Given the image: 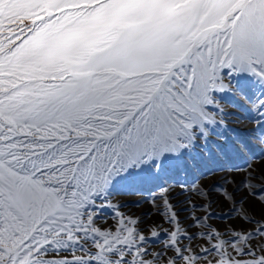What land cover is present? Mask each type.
<instances>
[{
  "label": "snow or ice",
  "instance_id": "obj_1",
  "mask_svg": "<svg viewBox=\"0 0 264 264\" xmlns=\"http://www.w3.org/2000/svg\"><path fill=\"white\" fill-rule=\"evenodd\" d=\"M0 264H264V0H0Z\"/></svg>",
  "mask_w": 264,
  "mask_h": 264
},
{
  "label": "rangeland",
  "instance_id": "obj_2",
  "mask_svg": "<svg viewBox=\"0 0 264 264\" xmlns=\"http://www.w3.org/2000/svg\"><path fill=\"white\" fill-rule=\"evenodd\" d=\"M249 127H251V125H249ZM238 134L242 137V138H246L248 136V132L247 131H240L238 129ZM138 199V197H137ZM132 211H136V212H147L150 211V208L147 204L142 205L139 209H136L135 207L132 208ZM214 211H216L217 213H219V209H214ZM184 214L181 213V216H183ZM153 219H158V217H154ZM214 223H223L224 221H220V220H214Z\"/></svg>",
  "mask_w": 264,
  "mask_h": 264
},
{
  "label": "bare ground",
  "instance_id": "obj_3",
  "mask_svg": "<svg viewBox=\"0 0 264 264\" xmlns=\"http://www.w3.org/2000/svg\"><path fill=\"white\" fill-rule=\"evenodd\" d=\"M181 199H182V197H181Z\"/></svg>",
  "mask_w": 264,
  "mask_h": 264
}]
</instances>
